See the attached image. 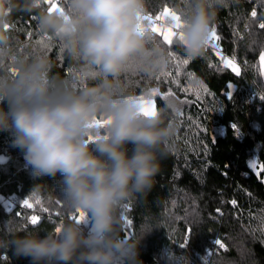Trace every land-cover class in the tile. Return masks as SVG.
<instances>
[{
  "label": "trees",
  "instance_id": "16d2710c",
  "mask_svg": "<svg viewBox=\"0 0 264 264\" xmlns=\"http://www.w3.org/2000/svg\"><path fill=\"white\" fill-rule=\"evenodd\" d=\"M55 2L68 7V0ZM196 2L145 0V7L154 14L168 7L184 21ZM12 4L11 23L5 26L12 57L4 65L10 75L17 72L16 61L45 56L55 87L79 91L96 83L83 62L66 53L59 38L38 28L40 11L50 7L45 0L31 12L24 10L25 0H12ZM208 6L215 12L210 32L215 30L224 54L235 57L240 76L221 65L212 46L206 45L202 55L192 57L186 46L174 42L169 47L153 33L176 57L169 56L166 65L152 70H146L144 61L133 60L118 78L119 93L125 98H147L150 88L159 87L189 101L177 113L156 97L159 110L165 109L164 125L172 124L176 133L166 149L162 146L164 154H158L152 187L133 194L118 210L121 235H142V264H264V171L257 176L249 167L253 156L259 165L264 164V99L260 98L264 79L259 74L264 0H208ZM183 58L188 59L187 65ZM11 140L9 133L0 132V160L4 161L0 162V237L32 231L44 235L59 224L74 221L72 216L78 213L66 204L60 177H33L23 153ZM7 195H17L19 201L38 196L40 205L35 211L50 216L42 215L33 225L28 219L30 208L21 213L20 204L13 210L4 208L2 199ZM189 227L188 245L181 248ZM217 239L223 248L212 243ZM0 254L5 255L2 264H30L10 250L0 249Z\"/></svg>",
  "mask_w": 264,
  "mask_h": 264
},
{
  "label": "clouds",
  "instance_id": "9594fccd",
  "mask_svg": "<svg viewBox=\"0 0 264 264\" xmlns=\"http://www.w3.org/2000/svg\"><path fill=\"white\" fill-rule=\"evenodd\" d=\"M42 4L25 0L24 10ZM13 7L12 0H0V132L10 134L33 177H60L66 204L86 212L89 222L68 221L59 232L44 235L12 233L0 237V249L30 264H142V235H121L118 210L133 194L152 187L158 154L176 133L172 124L164 125L165 109L146 117L135 99L119 93L118 78L133 60L144 61L146 70L168 60L167 48L152 32L141 30L145 0H68L63 12L40 11V31L59 38L96 81L79 91L53 85L45 56L16 61L15 75L5 70V60L12 57L5 26ZM214 17L208 0H197L178 41L190 56L204 53ZM168 107L175 110L176 103ZM99 116L111 117L103 130L90 127Z\"/></svg>",
  "mask_w": 264,
  "mask_h": 264
},
{
  "label": "snow or ice",
  "instance_id": "6c2138e0",
  "mask_svg": "<svg viewBox=\"0 0 264 264\" xmlns=\"http://www.w3.org/2000/svg\"><path fill=\"white\" fill-rule=\"evenodd\" d=\"M45 3L50 5L49 11L60 10L63 12V9L61 7H59L58 3L54 2V0H45ZM251 15H252V17H255L256 11L253 10ZM168 17H170L171 20L173 21V24L171 26H162L158 23H150L148 27H145L144 24H141V30L142 31H149L150 30L152 33L161 37L164 44L171 47L174 44V42L178 43V41H182L184 38L183 28L185 27V23H184V21L182 22V18L180 15H177L170 8L164 7L162 12H160L158 15H156L155 18H153V16L151 14H149V15L141 17V20L142 21L147 20L149 22H152L153 19H155V21H161L162 19H165ZM259 27L261 29H264V23H261L259 25ZM210 38L211 39H219V37L216 35L214 29L210 34ZM206 43H208V41ZM213 47H215V45H213ZM168 55L172 56L173 53L168 52ZM216 55L220 57L221 61L223 62L224 68L230 69L233 72V74H235L236 76L241 75L240 69H239L237 63L234 61V59H227V58L221 56L219 52H217ZM182 63L184 65H187L189 63V61H188V59H184L182 61ZM259 64H260L259 74L264 76V51H262L259 55ZM228 88L230 89V91L227 93V95L229 98H231V88H232L231 83H229ZM153 94H156L155 90H153ZM260 98L264 99V94H261ZM129 99H133V98H129ZM137 102L140 104V112L142 115L147 117V116H153L157 113L154 100H149V99H145L144 97H140ZM110 123H111V117H109L107 119L103 118L101 120H98L96 118L93 120L90 127H92V128L104 127L105 128ZM232 127L234 130L236 129V125H232ZM94 139H96V137ZM89 140L90 141L93 140V137L90 136ZM249 167L254 169V170L257 169V162L255 159L249 162ZM259 170L264 171V164L259 165ZM257 176H259V171H257ZM37 203H39V201H37ZM231 203L233 204V206L236 205L235 200L231 201ZM23 206L28 207V208L33 207L32 203H30L28 199L23 200ZM217 211H219V210H217ZM76 212L78 213V216L74 215V216H72V219L78 224H85L86 225L88 222L87 213L84 211H80V210H78ZM17 215H20V214L17 213ZM28 219H29L30 223L33 225L38 224L40 221V217L37 215H31ZM128 223L130 224V221ZM56 231L59 232L60 227H57ZM190 236H191V228L189 227L187 230L186 236H185L184 243L180 245L181 248L187 247ZM212 243L215 245H219L222 248L224 247V245L222 244V242L219 239L213 241ZM207 252H208V254H211V249H208Z\"/></svg>",
  "mask_w": 264,
  "mask_h": 264
},
{
  "label": "rangeland",
  "instance_id": "374dc122",
  "mask_svg": "<svg viewBox=\"0 0 264 264\" xmlns=\"http://www.w3.org/2000/svg\"><path fill=\"white\" fill-rule=\"evenodd\" d=\"M176 13V12H175ZM177 15H179L178 13H176ZM182 22H183V20H182ZM149 26V24H147V25H145V27H148ZM163 26V25H162ZM210 34H211V32L209 33V35H208V37H210ZM210 40H212V39H210ZM215 40H218V39H215ZM215 46H216V44H215ZM216 52H218V51H216ZM220 53V52H219ZM220 55H222L221 53H220ZM173 56H174V58L176 57V55H175V53L173 52ZM223 57H224V55H222ZM168 57H169V55H168ZM169 58H171V57H169ZM227 59H234L235 60V57L234 56H229V57H227ZM184 60V58L182 59V61ZM172 61H175V59H172ZM176 62V61H175ZM236 62V61H235ZM85 72V71H84ZM263 79H264V76H263ZM153 90H155V93L156 94H153ZM146 96L147 97H161L162 98V100H164L165 102H166V104L168 105L169 104V102L170 101H174L175 103H176V109L174 110L173 108V110L175 111V112H177V113H182L183 112V108H184V105L185 104H187L189 101L187 100V98H182V97H180V96H178L173 90H171V89H167V90H165V91H162L159 87H152V88H150L147 92H146ZM104 117L103 116H99V117H97V119L98 120H101V119H103ZM96 130H103L104 129V127H101V128H95ZM93 137V140H94V138H95V136H92ZM256 160V162H257V169H255L256 171H260L259 170V164H258V158H257V156H253L251 159H250V161H252V160ZM35 197V196H34ZM25 199H28L29 200V202L30 203H32V205H33V209L34 210H37V206H39L40 205V203L38 204L37 203V201H40V199H39V197L38 196H36L35 198H29V197H26V198H24V199H22L20 202L21 203H23V200H25ZM41 209V208H40ZM42 209H44V208H42ZM88 222H89V220H88ZM87 222V223H88ZM58 227H60V224L58 225Z\"/></svg>",
  "mask_w": 264,
  "mask_h": 264
},
{
  "label": "built area",
  "instance_id": "2783aa9c",
  "mask_svg": "<svg viewBox=\"0 0 264 264\" xmlns=\"http://www.w3.org/2000/svg\"><path fill=\"white\" fill-rule=\"evenodd\" d=\"M55 1L56 0H54V2ZM149 14H151L153 16V18H155V16L158 15L159 13L158 14H154L152 12L147 11V15H149ZM150 23H158V24L163 25V26H171L173 24V21L171 20L170 17L165 18V19H162L161 21H155V19H153L152 22H149L147 20L144 21V25H147V24H150ZM210 39L211 38L208 37V39H207L208 43H206V45L212 46V48L215 51L220 52L222 55H224V57H229V56H226L224 54V52L221 50V45H220V42L218 40H215V39L210 40ZM215 44H216V46L213 47V45H215ZM234 61H236V59ZM221 65H223V62H221ZM2 203H3V206H4V208L6 210H13L16 206H18L20 204L21 205V208L19 210V213H21L22 209H25L26 208L25 206H23V203H21L19 201L17 195H7V196L3 197ZM30 210L32 211V213L30 214V216L31 215H37V216L40 217V219L43 218L42 215H46L48 217L50 216L49 213H46V212L40 214V213H38V211H35L33 208H30ZM3 259H5V255L4 254H0V264H2Z\"/></svg>",
  "mask_w": 264,
  "mask_h": 264
},
{
  "label": "water",
  "instance_id": "95a60500",
  "mask_svg": "<svg viewBox=\"0 0 264 264\" xmlns=\"http://www.w3.org/2000/svg\"><path fill=\"white\" fill-rule=\"evenodd\" d=\"M145 99L154 100L155 101V105H156V110L159 111V104H158V101H157V99L155 97H147ZM135 100L138 101L139 98L138 99H135Z\"/></svg>",
  "mask_w": 264,
  "mask_h": 264
}]
</instances>
